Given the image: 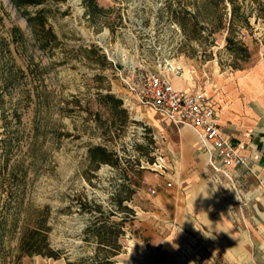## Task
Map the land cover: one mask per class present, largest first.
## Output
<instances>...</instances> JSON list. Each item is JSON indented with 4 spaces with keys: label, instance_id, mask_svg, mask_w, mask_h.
Segmentation results:
<instances>
[{
    "label": "rangeland",
    "instance_id": "1",
    "mask_svg": "<svg viewBox=\"0 0 264 264\" xmlns=\"http://www.w3.org/2000/svg\"><path fill=\"white\" fill-rule=\"evenodd\" d=\"M96 2L101 10L89 16L82 0H47L41 7L47 9L59 45L42 50L22 12L11 0H0V264H67L66 257L90 256L96 246L83 240L87 216L78 210L81 196L104 203L115 211L112 220L119 221L122 213L108 199L123 182L121 169L103 165L87 174L89 180L85 175L87 151L95 145L116 153L121 167L138 158L144 169L131 204L136 220L127 227L119 263L167 264L172 249L184 263L196 264L201 260L197 241L164 239L169 225L154 214V198L174 183L175 168L167 157L177 128L136 103L127 83L156 73L192 91L199 89L201 77L219 69H250L264 58V18L249 0L238 1L249 16V27L240 34L250 58L242 60L226 48V30L210 33L193 0ZM226 4L228 20L231 5ZM178 7L198 14L197 20L180 26L173 16ZM14 27L25 32L24 39L16 32L15 42L11 40ZM92 46L111 67L104 69L97 55L85 51ZM108 92L123 99L129 115L125 126L99 97ZM45 205L51 207L50 243L62 258L20 256L16 247L27 210ZM188 248L193 251L186 255Z\"/></svg>",
    "mask_w": 264,
    "mask_h": 264
},
{
    "label": "crops",
    "instance_id": "2",
    "mask_svg": "<svg viewBox=\"0 0 264 264\" xmlns=\"http://www.w3.org/2000/svg\"><path fill=\"white\" fill-rule=\"evenodd\" d=\"M205 76L197 87L214 105L222 131L234 143H251L260 160L252 171L228 167V178L212 169L195 131L177 129L167 157L174 185L154 198V214L169 225L164 239L197 241L196 264H264V58L250 69ZM170 254L167 264H188Z\"/></svg>",
    "mask_w": 264,
    "mask_h": 264
},
{
    "label": "trees",
    "instance_id": "3",
    "mask_svg": "<svg viewBox=\"0 0 264 264\" xmlns=\"http://www.w3.org/2000/svg\"><path fill=\"white\" fill-rule=\"evenodd\" d=\"M47 0H11L14 7L22 12L30 31V36L38 47L42 50H51L59 45V39L52 25L49 23L47 9L41 7ZM89 16H93L101 9L98 7L96 0H82ZM239 0H228L231 5L230 18L227 20L226 0H193L196 3L198 13L204 15L207 23L211 26L210 33L227 31L226 48L242 60L250 58L248 47L241 40V29L249 27V16L243 8L237 4ZM246 1V0H243ZM254 4L259 15L264 18V0H249ZM29 7L37 8L35 11L28 10ZM174 9L173 16L175 21L182 27H186L190 20H197L198 14H192L186 7H178ZM196 21L194 26H197ZM204 28V27H202ZM16 32L24 39L25 32L20 28L14 27L11 30V40L15 42ZM15 36V37H14ZM196 38V37H195ZM3 44V43H2ZM89 54L98 56L99 63L105 69L111 67L105 56L98 55L99 49L92 46L85 49ZM243 70V68H237ZM8 78L3 79L5 84ZM103 100L104 106L111 114H117L121 121L120 126H125L129 122L127 109L123 107V99L110 92L99 95ZM111 104V106H110ZM110 122V120L107 122ZM114 124V122H113ZM111 126V125H110ZM88 166L85 175L90 172L95 174L103 165H109L112 168H120L122 171L123 182L112 193L109 202L114 203L116 208L121 211L119 221H113L112 217L115 211H110L104 203H100L95 198L81 196L79 200V212L81 215L87 216L86 225L82 230L83 240L86 243H94L95 251L90 256L81 257L75 261H70L66 257L67 264H120L117 258L125 252L123 239L127 235V227L131 226L136 220V211L131 205L133 196L141 186V178L143 168L140 159H134V163L125 160L127 167H121V158L102 145L90 146L87 151ZM149 162L153 158L147 159ZM136 165V166H135ZM129 166V167H128ZM14 168L11 174H15ZM128 172H132L130 177ZM87 180L89 177L87 176ZM51 215V207L45 205L40 208L30 207L27 210L24 224L21 227L20 236L17 244V251L20 256H42L45 258L60 259L62 258L61 250L52 247L49 239L52 230L49 225Z\"/></svg>",
    "mask_w": 264,
    "mask_h": 264
},
{
    "label": "built area",
    "instance_id": "4",
    "mask_svg": "<svg viewBox=\"0 0 264 264\" xmlns=\"http://www.w3.org/2000/svg\"><path fill=\"white\" fill-rule=\"evenodd\" d=\"M127 85L136 103L150 108L177 129L189 127L195 131L215 172L229 178L228 167L243 166L252 171L260 160L251 143H234L232 136L222 131L216 109L202 90L177 89L164 75L156 73L140 75L135 83Z\"/></svg>",
    "mask_w": 264,
    "mask_h": 264
}]
</instances>
